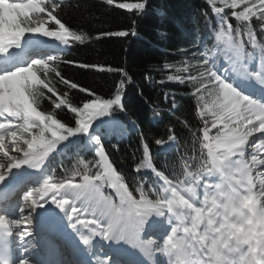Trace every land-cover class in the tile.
Here are the masks:
<instances>
[{
  "label": "snow or ice",
  "instance_id": "obj_1",
  "mask_svg": "<svg viewBox=\"0 0 264 264\" xmlns=\"http://www.w3.org/2000/svg\"><path fill=\"white\" fill-rule=\"evenodd\" d=\"M104 2L135 13L129 29L93 36L67 23L61 0H0V264H50L20 254L32 247L39 217L54 228L66 221L67 243L80 256L71 264H264V0H206L214 19L201 14L203 36L178 26L194 47L191 59L166 61L170 74L158 82L189 89L195 127L177 116L175 94L163 93L168 112L191 133L186 141L174 125L150 140L135 120L117 115L127 112L133 83L126 68L62 59L77 43L136 36L137 17L153 11L149 0ZM154 14L167 15L159 7ZM61 64L121 79L104 96L65 77ZM58 83L85 98L74 102ZM137 129L140 155L133 153L129 178L109 146L119 150ZM74 157L57 179V159L62 166Z\"/></svg>",
  "mask_w": 264,
  "mask_h": 264
},
{
  "label": "trees",
  "instance_id": "obj_2",
  "mask_svg": "<svg viewBox=\"0 0 264 264\" xmlns=\"http://www.w3.org/2000/svg\"><path fill=\"white\" fill-rule=\"evenodd\" d=\"M66 5L64 19L73 29H83L95 36L100 32H111L126 30L130 28L131 18L135 13L107 5L104 0H61ZM123 2H134V0H123ZM71 3V7L67 5ZM152 12L138 19L136 36L109 37L103 36L94 39L91 43L75 44L62 59L79 61L84 63L111 66L112 68H126L130 73L133 83L126 85L125 103L126 113H117L121 119L135 120L148 135L150 140L165 136L169 125H174L182 140H188L191 133L181 123H178L167 110L163 93L171 91L175 94L178 104L182 108L177 116H186L195 127L199 126V120L194 114V100L189 94L188 87L176 82H166L161 85L158 81L166 78L170 70H162V65L174 62L177 66L187 54L194 50L193 45L187 40L183 31H177L182 22L188 24L193 36H203L207 32L204 17L201 15L207 11L214 19V14L206 0H149ZM166 11V16L154 14L156 8ZM233 23L236 22L233 20ZM161 33H167L166 38ZM245 40L247 37L244 38ZM183 49L184 51H181ZM61 55V53L59 54ZM62 74L81 85L88 86L97 93L107 96L114 85L121 79L119 72L95 71L92 69H80L72 64H61ZM150 73L153 80H146L145 75ZM52 78H57L52 75ZM59 91L67 90L70 99L79 102L85 98V93L70 89L63 84H57ZM41 92H46L40 88ZM143 92V95H141ZM50 95V94H47ZM47 95L43 96L40 106L47 109L50 102ZM170 103V101H169ZM160 105V114L153 111L155 105ZM62 120H70L71 113H65L63 109L57 110ZM156 117V120H153ZM156 121H159L157 124ZM139 129L130 131L120 142L118 149L109 146L111 158L115 166L123 171L126 177L135 175L132 168L134 165L133 153L139 157ZM190 147V145H188ZM161 146L153 144V152L159 151ZM183 147L181 148V151ZM91 158V157H89ZM77 158L65 159L63 165L59 158L54 163L56 178H64L67 174L64 169L71 170ZM131 183V180H129ZM110 190L105 189V192Z\"/></svg>",
  "mask_w": 264,
  "mask_h": 264
},
{
  "label": "rangeland",
  "instance_id": "obj_3",
  "mask_svg": "<svg viewBox=\"0 0 264 264\" xmlns=\"http://www.w3.org/2000/svg\"><path fill=\"white\" fill-rule=\"evenodd\" d=\"M41 41H44V40H50L51 38H47V37H40L39 38ZM57 53H58V51L56 52V51H54L53 52V54L54 55H57ZM157 118L156 117H153V120H156ZM54 207V206H53ZM64 224H65V222H63ZM66 229H67V227H66ZM68 230V229H67ZM72 232V231H71ZM21 251H23V250H21Z\"/></svg>",
  "mask_w": 264,
  "mask_h": 264
},
{
  "label": "bare ground",
  "instance_id": "obj_4",
  "mask_svg": "<svg viewBox=\"0 0 264 264\" xmlns=\"http://www.w3.org/2000/svg\"><path fill=\"white\" fill-rule=\"evenodd\" d=\"M0 119H3V117H0ZM64 226H65V228L67 227V225H66V221H65V224H64ZM68 229V230H67ZM67 229H66V231L68 232V235L70 236L71 234H72V230L70 229V228H68L67 227ZM105 244L107 243L106 241L104 242ZM29 251H33V249H29ZM21 254V253H20ZM54 261H56V259L54 260Z\"/></svg>",
  "mask_w": 264,
  "mask_h": 264
}]
</instances>
